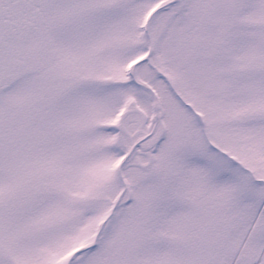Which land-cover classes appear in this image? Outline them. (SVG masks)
I'll return each mask as SVG.
<instances>
[{
  "label": "snow or ice",
  "instance_id": "obj_1",
  "mask_svg": "<svg viewBox=\"0 0 264 264\" xmlns=\"http://www.w3.org/2000/svg\"><path fill=\"white\" fill-rule=\"evenodd\" d=\"M0 264H264V0H0Z\"/></svg>",
  "mask_w": 264,
  "mask_h": 264
}]
</instances>
